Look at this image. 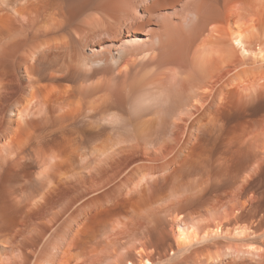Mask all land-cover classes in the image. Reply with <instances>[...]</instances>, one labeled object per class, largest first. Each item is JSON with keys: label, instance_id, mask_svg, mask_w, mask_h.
I'll list each match as a JSON object with an SVG mask.
<instances>
[{"label": "bare ground", "instance_id": "bare-ground-1", "mask_svg": "<svg viewBox=\"0 0 264 264\" xmlns=\"http://www.w3.org/2000/svg\"><path fill=\"white\" fill-rule=\"evenodd\" d=\"M263 170L264 0H0V264H264Z\"/></svg>", "mask_w": 264, "mask_h": 264}, {"label": "rangeland", "instance_id": "rangeland-1", "mask_svg": "<svg viewBox=\"0 0 264 264\" xmlns=\"http://www.w3.org/2000/svg\"><path fill=\"white\" fill-rule=\"evenodd\" d=\"M129 107H131V105H129ZM255 108V109H254ZM254 108H251V110L252 111H250L251 113L252 112H259V110H261V108H258V106H256V107H254ZM257 108V109H256ZM259 109V110H258ZM257 112V113H258ZM238 113V112H237ZM236 113V115L238 116L239 115V113L237 114ZM256 124V123H255ZM103 128H107V129H112V127H111V124L109 123V122H107V121H102L101 123H100V125H98V127H94L93 128V131L94 132H96L97 130H99V129H103ZM174 138V136H168L167 138H166V140H165V143H164V145H166L167 143H169L172 139ZM138 142L136 141V142H134L133 144H137ZM123 149H126V150H124V151H142V146H141V144H137V145H130L129 147H123V148H120V150H123ZM250 164H251V162H249ZM253 163V162H252ZM91 172H94V170L92 169L91 170ZM260 178H262V177H264V170L260 173ZM240 183H241V186L239 187V185H240ZM239 183V185H238V187L236 188V190H238V191H240L241 189H242V187L246 184V182H240ZM235 190V189H234ZM246 195H243V197L244 198H246L245 197ZM242 197V198H243ZM225 200V199H224ZM61 201V200H60ZM59 201V202H60ZM25 217H24V222H25ZM168 237V236H167ZM167 237L166 238H164L163 240H161L160 242H158L159 243V245H158V249H157V251L156 252H153V254H152V259L154 260V261H158V260H160L161 258L162 259H164V257H166L167 256V253L169 252V249H170V247H171V244H172V240L171 239H167ZM170 238V237H169ZM171 240V241H170ZM165 241H167V242H165ZM169 242L171 243V244H169ZM165 243V244H164ZM165 245H169L168 246V248L166 247V249H164L165 248ZM160 252H162V253H160ZM167 252V253H166ZM158 253V254H157ZM156 254H157V256H156ZM166 255V256H165ZM164 256V257H163ZM156 257V258H155ZM158 258V259H157Z\"/></svg>", "mask_w": 264, "mask_h": 264}]
</instances>
